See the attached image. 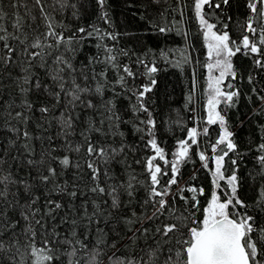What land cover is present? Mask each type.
Wrapping results in <instances>:
<instances>
[{"label":"snow or ice","instance_id":"snow-or-ice-1","mask_svg":"<svg viewBox=\"0 0 264 264\" xmlns=\"http://www.w3.org/2000/svg\"><path fill=\"white\" fill-rule=\"evenodd\" d=\"M110 7L0 0V264H264V0Z\"/></svg>","mask_w":264,"mask_h":264},{"label":"trees","instance_id":"trees-1","mask_svg":"<svg viewBox=\"0 0 264 264\" xmlns=\"http://www.w3.org/2000/svg\"><path fill=\"white\" fill-rule=\"evenodd\" d=\"M14 2L15 0H3L6 7ZM25 2L31 3V0H20L21 12L23 11V5ZM108 2L111 6V16L115 22L116 30L122 34L127 33V35H122V41L127 44H132L135 47L138 46L141 41L148 40V37L155 35L154 33H141V26L144 21H142L137 15V12L141 10L140 0H108ZM132 4H135L136 6H132ZM14 10L15 9H10V11ZM89 22H91V18H89ZM148 42L151 43V40H148ZM168 80L175 89L174 93L170 92V97L174 101L173 107H178L183 100L182 82L179 72L175 69H170L168 71ZM113 252H115L116 256L124 255L123 250L116 251L115 249H113L112 252H109L108 255H112Z\"/></svg>","mask_w":264,"mask_h":264}]
</instances>
